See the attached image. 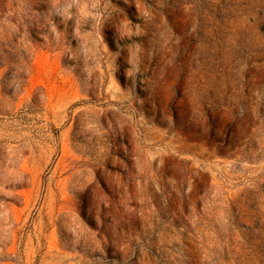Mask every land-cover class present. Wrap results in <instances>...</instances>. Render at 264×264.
I'll return each instance as SVG.
<instances>
[{
  "label": "rangeland",
  "instance_id": "rangeland-1",
  "mask_svg": "<svg viewBox=\"0 0 264 264\" xmlns=\"http://www.w3.org/2000/svg\"><path fill=\"white\" fill-rule=\"evenodd\" d=\"M0 264H264V0H0Z\"/></svg>",
  "mask_w": 264,
  "mask_h": 264
}]
</instances>
